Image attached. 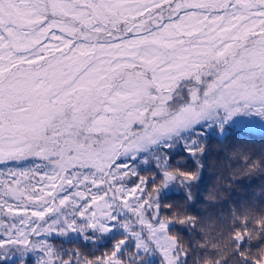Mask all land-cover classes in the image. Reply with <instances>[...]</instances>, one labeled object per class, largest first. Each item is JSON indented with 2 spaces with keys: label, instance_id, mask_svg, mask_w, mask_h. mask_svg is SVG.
I'll list each match as a JSON object with an SVG mask.
<instances>
[{
  "label": "snow or ice",
  "instance_id": "6c2138e0",
  "mask_svg": "<svg viewBox=\"0 0 264 264\" xmlns=\"http://www.w3.org/2000/svg\"><path fill=\"white\" fill-rule=\"evenodd\" d=\"M245 119L264 0H0V264H264V183L192 212ZM230 159L264 180V151Z\"/></svg>",
  "mask_w": 264,
  "mask_h": 264
},
{
  "label": "trees",
  "instance_id": "16d2710c",
  "mask_svg": "<svg viewBox=\"0 0 264 264\" xmlns=\"http://www.w3.org/2000/svg\"><path fill=\"white\" fill-rule=\"evenodd\" d=\"M235 148H246L251 152L259 154L264 151V130L246 131L243 129H230L226 138L213 137L210 144L208 156V167L203 173V180L196 190L198 203L192 209L193 214H203L207 206L212 203L207 200L210 192L222 196V201H236L248 196L252 192H258L264 180L255 176L251 179L240 178L234 184H230L229 168L233 161L230 159ZM175 200H181V194L174 193ZM70 245L65 244V247Z\"/></svg>",
  "mask_w": 264,
  "mask_h": 264
},
{
  "label": "rangeland",
  "instance_id": "374dc122",
  "mask_svg": "<svg viewBox=\"0 0 264 264\" xmlns=\"http://www.w3.org/2000/svg\"><path fill=\"white\" fill-rule=\"evenodd\" d=\"M232 129H243L246 131H261L264 130V126H262L259 121L245 119L244 121L234 125Z\"/></svg>",
  "mask_w": 264,
  "mask_h": 264
}]
</instances>
